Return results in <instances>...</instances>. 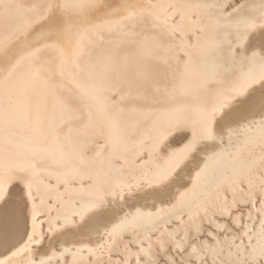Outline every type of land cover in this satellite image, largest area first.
I'll return each instance as SVG.
<instances>
[{"label": "snow or ice", "instance_id": "snow-or-ice-1", "mask_svg": "<svg viewBox=\"0 0 264 264\" xmlns=\"http://www.w3.org/2000/svg\"><path fill=\"white\" fill-rule=\"evenodd\" d=\"M0 264H264V0H0Z\"/></svg>", "mask_w": 264, "mask_h": 264}]
</instances>
